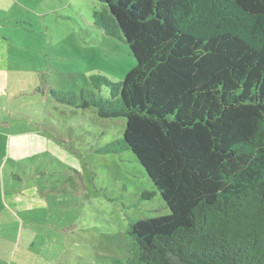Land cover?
I'll use <instances>...</instances> for the list:
<instances>
[{"label": "trees", "instance_id": "16d2710c", "mask_svg": "<svg viewBox=\"0 0 264 264\" xmlns=\"http://www.w3.org/2000/svg\"><path fill=\"white\" fill-rule=\"evenodd\" d=\"M98 1L95 26L136 65L119 82L90 79L109 97L50 94L125 118L123 137L96 151L131 150L169 208L131 219V255L112 264H264V0ZM12 174L20 214L41 219L40 186L24 194Z\"/></svg>", "mask_w": 264, "mask_h": 264}, {"label": "rangeland", "instance_id": "374dc122", "mask_svg": "<svg viewBox=\"0 0 264 264\" xmlns=\"http://www.w3.org/2000/svg\"><path fill=\"white\" fill-rule=\"evenodd\" d=\"M101 6L0 0V264H112L131 255V219L169 213L131 150L96 151L123 137L126 119L58 104L49 91L109 97L90 79L119 82L136 65L127 43L95 26ZM13 172L24 194L40 186L41 219L20 214Z\"/></svg>", "mask_w": 264, "mask_h": 264}, {"label": "crops", "instance_id": "0c3cea01", "mask_svg": "<svg viewBox=\"0 0 264 264\" xmlns=\"http://www.w3.org/2000/svg\"><path fill=\"white\" fill-rule=\"evenodd\" d=\"M21 155V156H20ZM19 157H23V155L19 152L18 153ZM2 226L1 222H0V227ZM4 263L8 264L7 260H4ZM9 264H13L12 262H9Z\"/></svg>", "mask_w": 264, "mask_h": 264}]
</instances>
